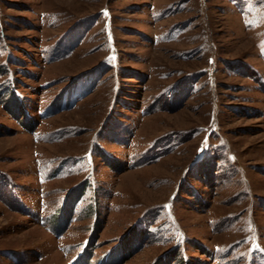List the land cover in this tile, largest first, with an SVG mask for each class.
I'll list each match as a JSON object with an SVG mask.
<instances>
[{"label": "rangeland", "instance_id": "1", "mask_svg": "<svg viewBox=\"0 0 264 264\" xmlns=\"http://www.w3.org/2000/svg\"><path fill=\"white\" fill-rule=\"evenodd\" d=\"M0 264H264V0H0Z\"/></svg>", "mask_w": 264, "mask_h": 264}, {"label": "snow or ice", "instance_id": "2", "mask_svg": "<svg viewBox=\"0 0 264 264\" xmlns=\"http://www.w3.org/2000/svg\"><path fill=\"white\" fill-rule=\"evenodd\" d=\"M106 14V13H105Z\"/></svg>", "mask_w": 264, "mask_h": 264}]
</instances>
